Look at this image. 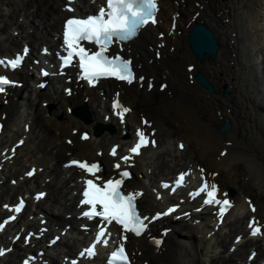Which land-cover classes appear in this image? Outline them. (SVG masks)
Returning <instances> with one entry per match:
<instances>
[{"label": "bare ground", "instance_id": "obj_1", "mask_svg": "<svg viewBox=\"0 0 264 264\" xmlns=\"http://www.w3.org/2000/svg\"><path fill=\"white\" fill-rule=\"evenodd\" d=\"M18 1L20 6L17 7V0H5L0 8V42L10 44L0 49L2 54H11L19 48L21 42L26 44V41H30L28 38L35 39L34 33H29L27 37L19 34L18 39L8 33V29L12 32L21 29L22 23L30 24L35 30L39 28L40 32L43 30L48 36L50 31L56 30L58 19L67 15L61 8L62 0ZM157 2L159 9L155 25L147 24L142 28L136 39L124 45L122 52L131 57L139 76L138 82L117 85L106 80L99 83L97 89H87L73 83L74 93L69 100L61 93H56L57 88L49 81L48 86L42 90L29 88L30 95L28 93L25 99L26 104L23 105H26V108L23 111H20L21 105L18 106L19 95L16 88H9L7 95L0 96V124L3 126L0 132V149L7 148L14 140L21 141L14 156L0 165L7 169L11 177L15 176L13 178L21 180L17 182L18 186L26 184V181L17 177L20 172L15 173L27 162L44 167L50 158H56L57 163V159L65 156L66 152H70L73 157L92 159L98 157L94 152L100 149L101 155L98 158L104 163L107 160L105 151L108 145L127 141L134 127H140L150 139V145L130 160L134 173L130 185L144 190L141 198L137 200L143 213L152 211L159 202L153 198L143 180L137 178L136 174L141 173L142 178L153 179L155 173L150 171V168L154 162L155 168L158 167L157 174L161 176L173 173L176 171L175 167L184 164L195 172L188 177V182L192 183L198 180L196 168L203 165L204 172H208L211 167L239 163L244 175H249L252 179H258L259 173H263L261 162L255 155H261L262 158L264 156V71H260L261 63L264 62V0ZM4 5L8 7L5 9ZM15 11L22 15L20 23L16 21L18 18L13 21ZM171 16L175 21V28L170 33ZM197 22L212 30L217 41L216 54L202 62L193 60L185 41L187 29ZM241 37H244V40ZM52 38L51 34L48 39H42L43 42L38 46L55 45L56 42ZM31 43L33 44L32 41ZM195 71L203 74L210 82L214 88L212 93H207L194 83L192 75ZM12 74L24 82L32 77L31 72L23 68ZM114 89L119 91L121 106L130 109L124 114L121 124H117L116 119L112 118L106 121L115 126V132L90 134L83 142L71 135L72 128L88 129L96 121L105 123L100 113L106 106L98 99V92L109 98L114 94ZM223 92H226L225 95H222ZM54 93L55 97L52 96ZM36 99L38 103L46 101L47 104H54V111L46 113L47 109L38 108ZM81 101L86 103L91 114L88 123H82L66 112V108L77 106ZM32 106L35 114L30 115L26 109L30 110ZM223 121L229 124V128L219 132L217 127ZM25 124L28 125L27 132L23 130ZM34 125L39 126L36 133ZM60 136L63 141L65 137H69L71 143H56V138ZM49 143H52L53 147L45 153L50 158L38 157L37 154L49 146ZM172 144L175 145L174 148ZM163 146L166 149L160 153ZM118 149L121 150L120 145ZM70 171L59 168L55 173L63 184L61 188H66L71 180L69 178L73 173ZM68 172L70 173L67 179L59 177ZM71 177L74 180L75 175ZM210 179L212 180L211 176ZM213 180L219 183L218 174ZM11 187L0 182V198H5ZM67 188L70 193L75 189L73 186ZM233 198L238 204L235 209L239 213L238 220L245 218L247 212L244 204L236 194ZM204 214L200 213L201 219L196 225L188 222V225L197 231L198 234L195 235L197 238L199 235L200 242L195 240L193 233L181 234L176 230L187 221L165 219L161 222L159 230L168 229V232L164 234V240L159 247H152L145 237L140 236L127 242L128 249L133 251L137 261L144 264H203L199 247L212 248L211 243H217L216 237L226 226L221 225L218 232L206 239L204 235L209 230L206 223L209 217ZM254 214L256 215V211ZM47 216L50 220H62L60 215L53 216L49 210ZM156 225L150 224V229ZM1 241L0 236V243ZM255 243L253 240L247 243V246L255 247ZM244 244L246 243H240L239 246ZM14 248L18 253L11 255L7 260L4 258L9 254L2 256L1 264H13L20 250L17 245Z\"/></svg>", "mask_w": 264, "mask_h": 264}, {"label": "snow or ice", "instance_id": "obj_2", "mask_svg": "<svg viewBox=\"0 0 264 264\" xmlns=\"http://www.w3.org/2000/svg\"><path fill=\"white\" fill-rule=\"evenodd\" d=\"M72 0H69V5L66 10L73 12L74 9L70 7ZM156 8V0H106L105 4L100 7L99 12L89 14L86 17H70L65 21L63 30L64 45L67 47V56L62 57L65 65L72 62L74 57L79 58V67L82 69L84 77L90 82L95 78L115 77L119 80H128L131 82L133 73L131 69V61L125 60L121 56L106 55L109 46L115 41H127L137 34V31L143 25L152 22L155 23L154 11ZM81 41H87L94 45L99 46L98 50L85 48L81 45ZM4 61L0 60V64ZM12 68H16L20 63V58L12 59L8 62ZM47 74V73H45ZM12 83L7 77L0 75V92L4 91V85ZM114 108H121L122 110L117 113L123 119L125 113L130 109L123 108L118 99L113 103ZM137 143L129 150L132 153H139L142 146H146L149 141L144 132L137 130ZM84 138H87L86 136ZM154 144L155 141H152ZM183 147V145H181ZM116 154L115 148L112 150V155ZM127 162L130 157H122ZM70 165H76L82 170L87 171L95 176L100 171L97 163L87 161H70ZM120 168L119 164L114 165ZM203 171V170H201ZM31 175V173H29ZM129 172L123 171L121 177H128ZM186 173H181L176 183L181 184L184 180ZM100 180L99 177H96ZM85 188L82 193L83 199L81 204L90 206L88 211L83 215L89 217H101L103 221L111 224L115 222L120 225L123 231H131L136 235L147 227L144 223L148 217H142L136 207L135 200L138 193H125L121 190L123 179L101 181L96 183L94 180H85ZM200 192H206L207 199L204 201L206 204L222 205L220 212L223 213L228 207H231L230 201L227 199H217V187L215 184L211 185V190H208L207 183H203L198 192L193 195H199ZM99 205L100 210H97ZM19 211V208L16 209ZM174 209H169L171 212ZM255 211V209H252ZM166 214V213H165ZM161 215L157 213V216ZM153 217L152 219H155ZM254 221L250 223V227ZM106 229L100 228L97 234V241L100 237L104 236ZM264 234L260 227H254L252 235ZM126 239V237H125ZM107 244V241H104ZM156 243H159L157 241ZM89 255L94 254V247L85 250ZM84 253H81L83 255ZM129 264L126 250L121 243L111 253L110 264Z\"/></svg>", "mask_w": 264, "mask_h": 264}, {"label": "rangeland", "instance_id": "obj_3", "mask_svg": "<svg viewBox=\"0 0 264 264\" xmlns=\"http://www.w3.org/2000/svg\"><path fill=\"white\" fill-rule=\"evenodd\" d=\"M3 1H5V0H0V8H2V4L4 3ZM5 4H7V3H5ZM18 5H19V1L17 0V7H18ZM7 7H8V5H4L3 6V8H5V9ZM3 11H5V10L3 9ZM13 13H14L13 21L16 18H18L16 21L20 23V19H21L22 15H19V13L17 11H15ZM22 26L24 28V31L26 30V31H28V33H32V31L34 33L37 32V31H34L31 27L28 28L27 25L24 24V23H22ZM8 32H10V30H8ZM35 35L38 36V34H36V33H35ZM28 36H29V34H28ZM29 39H31V38H29ZM241 39L244 40V37H241ZM6 45H7V43L0 42V47L6 46ZM22 90L23 89H21L19 92H21ZM25 103H26V101H25ZM35 104L37 105L38 104V101ZM50 105H52V106L50 107V110L49 111L53 112L54 109H55V106H54V104H50ZM23 106H25V108H26V105H23ZM45 109H47V107ZM23 110H24L23 108L22 109L20 108V111H23ZM31 111H32V114H30V115L35 114V110H34L33 106L31 107ZM47 111H48V109H47ZM38 112L41 113V111H38ZM48 126L50 127L51 124L48 125ZM34 127H33L34 128V133H36V131L38 130L39 126H35L34 125ZM50 131L53 132L52 129H50ZM38 138H40V136H38ZM58 142H61V139L58 140ZM50 145L49 146H46L44 149H42L39 152L38 155H47V153H45V152H47L51 147H53L52 146V143ZM172 146H173V148L175 147L174 144H172ZM165 149H166L165 146H163L160 149V153L161 152H164ZM242 151H246V149H242ZM254 154H256V152ZM255 156H256V158L258 160H260L261 165H262V168H263V173H259L258 179H252V178L248 177L249 175H244V172H243L244 170L242 168V165L239 164V163H236V164L231 165V166L224 164V165H220L219 167H217V169L220 170V174H219V177L218 178H219V180L222 183L224 182V184H226V187H230L234 191V193L240 191V192L244 193L245 195L250 196L251 199H252V201L254 202V204L257 207V215H258V217L264 223V162H263L264 156H263V158H262L261 155H257L256 154ZM180 160H183V159H180ZM53 164H54V160H52L50 162V165L48 163L49 166H51ZM260 174H262V175L260 176ZM154 179H156V178H154ZM186 232H188V231H186ZM190 233H193L194 234V237H196V240H197V236H195V234L197 233V231L193 230V231H190ZM223 239L226 241L225 243L222 242L223 245H227L229 243L230 238L226 236V237H223ZM197 241L200 242L199 235H198V240ZM220 248L221 247H217V249H220ZM203 250L206 252V250H208V249H205L204 248ZM203 250H202V252H203ZM236 251H237V253H235L234 255H228V256H226L223 253L224 252L223 251L222 254H220L219 257H217V256H208V259H206L208 253L206 252L207 254H205V252H203V255H202L203 264H231V261H230L231 258L232 259H235L238 256L243 257L246 254V252H247V247H245V246H239L236 249Z\"/></svg>", "mask_w": 264, "mask_h": 264}, {"label": "water", "instance_id": "obj_4", "mask_svg": "<svg viewBox=\"0 0 264 264\" xmlns=\"http://www.w3.org/2000/svg\"><path fill=\"white\" fill-rule=\"evenodd\" d=\"M186 41L190 52L194 55L197 61H202L204 58L213 57L217 50V42L210 29L201 23L193 24L187 34ZM194 79L198 85L203 87L206 91L212 92V86L207 80L198 72L195 73ZM226 125L223 129H226ZM229 194L231 192L229 191Z\"/></svg>", "mask_w": 264, "mask_h": 264}]
</instances>
